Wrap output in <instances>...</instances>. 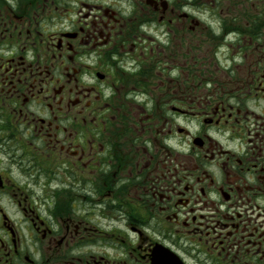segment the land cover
I'll return each mask as SVG.
<instances>
[{
	"label": "flooded vegetation",
	"instance_id": "flooded-vegetation-1",
	"mask_svg": "<svg viewBox=\"0 0 264 264\" xmlns=\"http://www.w3.org/2000/svg\"><path fill=\"white\" fill-rule=\"evenodd\" d=\"M0 264H264V0H0Z\"/></svg>",
	"mask_w": 264,
	"mask_h": 264
}]
</instances>
